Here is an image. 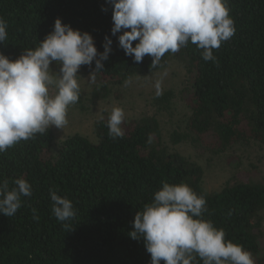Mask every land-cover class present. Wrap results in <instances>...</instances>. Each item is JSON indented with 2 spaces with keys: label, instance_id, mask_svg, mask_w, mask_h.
<instances>
[{
  "label": "trees",
  "instance_id": "16d2710c",
  "mask_svg": "<svg viewBox=\"0 0 264 264\" xmlns=\"http://www.w3.org/2000/svg\"><path fill=\"white\" fill-rule=\"evenodd\" d=\"M227 7L235 33L213 50L215 60L205 61L203 50L189 42L153 66L150 56L136 63L119 47L120 33L111 35L107 0H0L8 33L0 53L15 60L25 49L37 47L60 18L91 34L99 52L104 51L105 36L112 39L109 59L97 74L108 83L122 84L175 58L190 74L192 93L186 132H173L171 141L195 143L202 136L213 139L212 149L222 153L237 143L264 142V0H227ZM94 68L95 62L80 69ZM103 94L94 90L92 98ZM171 98L167 90L152 103L167 110ZM75 105L84 109L82 92ZM93 130L94 139L74 133L54 148L49 128L0 153V180L11 184L23 177L33 193L22 197L14 216L0 214V264H150L144 241L133 240L129 232L136 212L164 182L187 183L203 195V219L223 229L226 241L251 252L255 264H264L263 181L234 178L218 191H206L202 167L163 143L159 121L152 115L131 120L122 128V138L108 135L107 118L97 120ZM50 189L73 203V220L60 222L53 215ZM193 264L203 262L197 257Z\"/></svg>",
  "mask_w": 264,
  "mask_h": 264
},
{
  "label": "clouds",
  "instance_id": "9594fccd",
  "mask_svg": "<svg viewBox=\"0 0 264 264\" xmlns=\"http://www.w3.org/2000/svg\"><path fill=\"white\" fill-rule=\"evenodd\" d=\"M112 6L111 35L125 55L140 63L145 56L158 64L165 53H176L189 42L203 50L205 61L215 60L214 49L235 33L227 0H107ZM107 9L102 7V11ZM7 23L0 18V43L7 39ZM138 41L135 46L133 42ZM113 41L105 36L99 52L88 32L54 21L53 30L35 48H27L15 60L0 53V153L44 134L51 126L63 129L68 123V108L79 101L78 72L91 66L88 80L96 82L104 70ZM55 63L58 71L51 65ZM130 80L125 81V85ZM161 95L159 82L154 85ZM124 110L114 107L107 118L108 135L122 138ZM32 186L23 177L0 180V214L12 217L22 206V197L32 196ZM51 211L60 222L76 216L73 203L49 190ZM33 218L39 219L35 215ZM206 199L187 183L164 182L150 203L137 211L133 240H143L150 264H255L252 253L242 245L225 240L223 229L203 219Z\"/></svg>",
  "mask_w": 264,
  "mask_h": 264
},
{
  "label": "rangeland",
  "instance_id": "374dc122",
  "mask_svg": "<svg viewBox=\"0 0 264 264\" xmlns=\"http://www.w3.org/2000/svg\"><path fill=\"white\" fill-rule=\"evenodd\" d=\"M53 70L58 66L53 63ZM78 78L84 99V109L75 104L68 108V123L63 129L51 126L54 133V148L63 138L78 133L94 139V123L108 118L114 107L124 110L125 120L121 128L126 127L131 120L143 115H152L159 121L163 143L171 151L179 152L187 158L196 161L203 169V188L208 192L220 190L234 178L254 179L264 182V142L251 140L232 145L226 152H215L212 149L213 139L199 137V141L191 143L182 140L171 141L173 132L185 133L186 121L190 114L191 78L183 63L170 58L164 67L146 74H136L126 80L130 83H108L101 77H96L92 83L87 78L89 72L79 70ZM159 82L161 94L167 90L172 92L171 103L167 110L158 109L152 103L156 96L155 83ZM105 86V87H104ZM105 89V90H104ZM98 90L100 98H92L93 91ZM262 246L264 249V220Z\"/></svg>",
  "mask_w": 264,
  "mask_h": 264
}]
</instances>
